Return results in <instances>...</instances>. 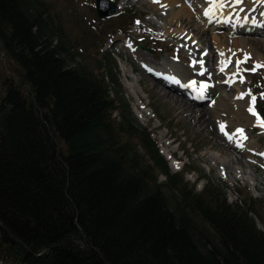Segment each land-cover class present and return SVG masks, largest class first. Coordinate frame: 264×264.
I'll return each mask as SVG.
<instances>
[{
	"label": "trees",
	"instance_id": "1",
	"mask_svg": "<svg viewBox=\"0 0 264 264\" xmlns=\"http://www.w3.org/2000/svg\"><path fill=\"white\" fill-rule=\"evenodd\" d=\"M0 43L3 264H264L260 200L171 171L114 52L84 64L46 0H0Z\"/></svg>",
	"mask_w": 264,
	"mask_h": 264
},
{
	"label": "rangeland",
	"instance_id": "2",
	"mask_svg": "<svg viewBox=\"0 0 264 264\" xmlns=\"http://www.w3.org/2000/svg\"><path fill=\"white\" fill-rule=\"evenodd\" d=\"M46 1L54 12L58 13L71 42L83 54L84 64L93 68L102 52L116 54L122 82L120 95L131 104L138 123L152 131L162 154L169 161L172 172L184 173L185 180L194 184L198 192L203 191L206 184L211 182L226 192L231 203L253 198L260 200V205L264 208V128L259 127L255 117L248 115L247 112L240 115L238 120L234 115L236 113L234 101L249 90L257 97L256 111L261 115L260 110L264 109V99L260 98V93L264 92V68L255 73L242 72L245 82L234 84L230 78L236 73V63L232 61L224 71H221L218 49L213 43L214 36H220L221 39V36H225L229 40H244L252 53L251 60L242 65V68L247 69L257 62H264V34L235 31L231 33L229 24L225 27H216L206 35L203 31L201 33L202 24L196 20L198 17L196 14L204 6L207 7V0H195L196 2L182 0L183 7L195 14L191 22L188 20L185 23L175 19L174 16L181 8L177 7L178 5L171 6L172 0L166 2L159 0L158 3L154 0H112L119 5L118 12L103 19L96 15L95 0ZM192 4L193 8L189 7ZM256 4L249 3L251 6ZM135 17L136 20L132 23ZM258 25L261 28L264 22ZM231 47L230 44V49L233 48ZM205 49L208 50L207 57L202 58L200 53ZM236 52L229 57L233 59ZM15 69V63L5 54L0 43V85L5 77L17 80ZM189 69L202 72L209 78L214 76L221 87L226 86L225 95L228 98L226 102L230 107L229 113L225 110L224 119L229 122L228 134H233V137L237 134V129H243L244 136L247 138L250 136L253 141L251 142L255 146L253 151L258 155L255 156L256 159L253 157L246 160L245 155H240L241 153L236 148L233 149L234 147H229L233 150L229 152L220 149L222 142L228 144L234 142L233 138L229 140L228 135L221 132L214 113L209 115L208 121L205 120L204 126H196L197 123H192L191 118L181 113V107L165 96L162 91L166 90L156 84L157 80L153 74L156 72L167 75L165 70H170L169 74L182 77ZM170 78H174V82L178 81L174 76ZM183 83L186 84V81ZM171 92L177 98L190 100L187 95L177 90ZM203 97L205 100L196 103L198 105L196 110L208 113L209 111L199 109L210 108L215 99L205 94ZM186 107L195 109L188 104ZM217 140L221 141L220 144L219 141L216 143ZM132 142L137 143V140ZM134 146L140 154L143 153V148L139 144ZM241 156L244 165L238 166L235 159L240 160ZM227 163H230V169L227 168ZM159 180L165 181V177L161 175ZM258 224L264 229V224L260 220ZM0 264L3 263L0 261Z\"/></svg>",
	"mask_w": 264,
	"mask_h": 264
},
{
	"label": "bare ground",
	"instance_id": "3",
	"mask_svg": "<svg viewBox=\"0 0 264 264\" xmlns=\"http://www.w3.org/2000/svg\"><path fill=\"white\" fill-rule=\"evenodd\" d=\"M165 2H166V0H165ZM181 2H183V1L182 0H172L171 6L178 5L177 7L181 8V10L178 11L176 16H174V17L176 20H180L181 23H185L188 20L191 22L192 16L195 17V14H193L191 11H189V9L184 8L183 4ZM162 3L165 4L164 2H162ZM206 3H208V0ZM249 3H253V4L257 3V4L251 6V5H249ZM193 6H194V4H192L191 6L189 5V7H192V8H193ZM209 6L210 5L208 3L206 8L204 6L200 10V12H198L196 14V15H198L196 20H198V22L200 24H202V27H200L201 33L204 32L205 35L207 34L208 31L216 29V27H225L228 24L230 26L229 31L231 33L234 31L241 33V32H243L242 31L243 29L247 30V31H254V33L263 32V31H260L258 29V26L254 27V25H258L260 22H264V15H261V13H264V3H259L258 0H244V3L240 6L244 9L243 12H237V10L234 8H226V9H224L223 14L217 13L212 18L211 22H209V17L204 15L205 10ZM193 11H195V10H193ZM229 16L231 18L226 19V17H229ZM244 17H248L249 19L244 20L243 19ZM227 22H230V23H227ZM229 26H227V27H229ZM203 35L204 34H202V36ZM221 37L223 40L220 38V36H214V42H213L216 44L215 48L217 47V49H218L219 68L222 67L221 61L227 60L229 58V56L232 53H234L235 51H237L236 56H234V58L232 59V61L235 63L238 59H243L245 53H249L250 55H252L250 49L247 47L248 45L246 46V44H245L246 42L244 40H238V39L229 40V38H226L225 36H221ZM230 44L233 47V48L231 47L232 49H230ZM205 51H206V53L208 52L207 49H205ZM205 51L204 52L202 51L200 53V55L202 54V58L207 57V55H205ZM221 52H223L225 55L221 56L220 55ZM209 53H211V52H209ZM170 70H172V69H170ZM170 70L169 71L165 70L167 75H165V73H164V75H161L160 73H156V72L153 73L156 80H157L156 84L158 86H160L162 89L164 88L166 90V92L162 91L163 93H165V96L169 100H172L175 105L181 107V110H180L181 113H185L188 116V118H191L192 123H197L196 126H198V127L204 126L205 120L208 121L209 115L211 113H214V116L217 118L219 124L223 123L226 125L225 132L228 133L227 126H228L229 122L225 121V119H224L225 118L224 112H225V110H227L229 113L228 107H230L229 104L226 102V101H228L227 100L228 98L226 97L227 95H225L226 86L224 85V87H221V85L216 81V78L214 76L209 78V77H206V75L204 73L199 72V71L197 72L193 69L187 70L186 73L184 75H182V77L174 74L180 80V81H177V83L176 82L174 83L173 80L169 79L170 75L168 73L171 72ZM230 79H231L230 81H232V83H234V84H238L240 82V81H238V76L234 75V73L231 75ZM182 80H183V82L186 81V84H183ZM202 83H204V85L208 86L207 89L205 90L204 94L212 96L215 99L210 104V108L199 109V110L209 111L208 113H205L204 111L196 110L197 109L196 106H198V105H196V103H198V102L196 100H194L193 98H191L190 100H187L185 98L181 99L179 97L177 98L171 92L172 90H177V91H187L188 90L189 92H191L192 96H195L194 94H196L197 92H200ZM167 89H169L171 91L168 92ZM249 102H250V99H248V97H246V96L244 99H236L234 101V105H235L234 111L236 112V113H234V115L236 116L235 119L238 120L239 116L242 114H245L246 112L248 115L250 114L247 111V108L249 107ZM185 104L186 105L188 104L195 109L191 110L188 107H186ZM254 119L256 121V118H254ZM232 135L233 134H231V136ZM232 138H233L232 141L234 142L233 144H228L223 139L224 142H222L223 144L221 143L220 149H222L226 152H229L232 150L229 147H231V148L234 147L233 149L236 148L238 150V152L241 153V154L239 153L240 155H242V154L245 155L246 160H249L255 156H258L253 151L255 146H254V144L251 143L253 141H251L250 136L247 139H242L238 134H236ZM218 141L219 140H217L216 143H218ZM220 142L221 141H219V144H220ZM255 144H257V142H255ZM240 155H238V156H240ZM170 158H171V156H170ZM255 159H256V157H255ZM235 160H237L236 165H238V166L244 165L242 156H241L240 160H239V158L235 159ZM229 164H228V167L227 166H224V167H227L230 169Z\"/></svg>",
	"mask_w": 264,
	"mask_h": 264
},
{
	"label": "snow or ice",
	"instance_id": "4",
	"mask_svg": "<svg viewBox=\"0 0 264 264\" xmlns=\"http://www.w3.org/2000/svg\"><path fill=\"white\" fill-rule=\"evenodd\" d=\"M154 2H159V0H154ZM259 3H264V0H258ZM209 7L205 10L204 15L209 17V22H211L212 18L217 14H223L224 9L226 8H234L237 10V12H243L244 9L240 7L244 0H208ZM261 15H264V13H261ZM231 17H226V19H230ZM244 20H248V17H244ZM139 23V21H137ZM205 55L207 53L205 52ZM221 56H224L225 54L223 52L220 53ZM235 55V53H233ZM251 60V55L249 53H245L243 59H238L236 61V73L234 75L240 77V82L244 83V78L242 76V72L250 71V72H257L259 69L264 68V62H257L255 63L251 68H242V65L247 64ZM203 63L202 61L200 62ZM232 63L231 57H229L227 60L221 61L222 67L220 68L221 71H224L225 68L228 67L229 64ZM207 85H202L200 89V94L203 95L205 90L207 89ZM245 96L250 97L249 107L247 108V111L256 118L257 125L261 128H264V117H262L257 111H256V101L257 97L252 94L251 90H249L247 93H242L237 99H244ZM260 98L264 99V92L260 93ZM226 125L221 123L220 124V130L225 135H228L229 140L232 139V136L229 135L227 132H225ZM237 134L242 139H247L246 136H244V130L243 129H237Z\"/></svg>",
	"mask_w": 264,
	"mask_h": 264
},
{
	"label": "water",
	"instance_id": "5",
	"mask_svg": "<svg viewBox=\"0 0 264 264\" xmlns=\"http://www.w3.org/2000/svg\"><path fill=\"white\" fill-rule=\"evenodd\" d=\"M96 15L99 19L107 18L118 12L119 5L112 0H95Z\"/></svg>",
	"mask_w": 264,
	"mask_h": 264
}]
</instances>
